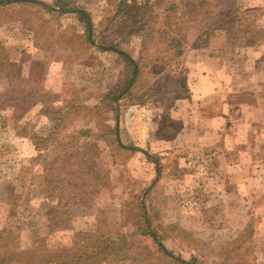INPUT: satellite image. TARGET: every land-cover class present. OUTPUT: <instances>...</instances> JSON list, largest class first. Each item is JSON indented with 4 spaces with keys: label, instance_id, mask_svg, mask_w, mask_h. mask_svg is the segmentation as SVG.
Masks as SVG:
<instances>
[{
    "label": "rangeland",
    "instance_id": "obj_1",
    "mask_svg": "<svg viewBox=\"0 0 264 264\" xmlns=\"http://www.w3.org/2000/svg\"><path fill=\"white\" fill-rule=\"evenodd\" d=\"M35 1L56 12L0 5V232L11 247L37 257L98 229L89 243L113 253L89 264H264V145L262 161L231 170L218 145L181 139L213 107L190 99L199 69L220 68L222 87L233 75L232 94L264 89V0ZM110 47L140 70L117 101L127 68ZM54 162L62 200L47 197Z\"/></svg>",
    "mask_w": 264,
    "mask_h": 264
},
{
    "label": "crops",
    "instance_id": "obj_2",
    "mask_svg": "<svg viewBox=\"0 0 264 264\" xmlns=\"http://www.w3.org/2000/svg\"><path fill=\"white\" fill-rule=\"evenodd\" d=\"M218 70L220 68L212 65L203 67L195 74L197 80L188 84L192 102H206L207 98L215 97L208 104L214 108L211 107V114L201 116L194 130H189L181 139L186 144L194 142L210 148L218 145L221 151L219 157L230 162L227 163L229 169L238 170L244 165L243 160H263L259 152L264 145V89H248V84H245L244 90L232 94L235 84L233 75L226 76L224 87L221 84L218 86V81L212 78L213 74L220 73ZM229 123L232 124V135L228 136ZM230 164L232 167H229ZM231 180V184H241L240 180L235 181V177ZM249 184L252 188L260 186V175L254 176Z\"/></svg>",
    "mask_w": 264,
    "mask_h": 264
},
{
    "label": "trees",
    "instance_id": "obj_3",
    "mask_svg": "<svg viewBox=\"0 0 264 264\" xmlns=\"http://www.w3.org/2000/svg\"><path fill=\"white\" fill-rule=\"evenodd\" d=\"M151 3H154V5H157L159 3L160 0H150ZM157 2V3H156ZM25 3H35L37 5H41L44 6L45 8L49 9L52 12H56V9H52L50 6L45 5L43 3H39L35 0H0V5H11V4H25ZM175 9V7H174ZM60 10V9H59ZM76 12V11H75ZM82 17L83 20L86 24V27L88 28V31H90V19H89V15L87 13H85L84 11H77ZM61 13H67L65 11H63L61 9ZM74 13V12H71ZM218 18V17H216ZM166 22V21H165ZM216 22V21H214ZM173 24V26L175 27L173 29V31L175 32V30H178L179 28H181L182 21L180 19H178V21H173L171 22ZM168 28L166 29L167 31H169V27L171 26V24L167 23ZM178 26V28L176 27ZM171 31V32H173ZM170 32V31H169ZM1 50V48H0ZM107 51H115L116 53H118L120 55V57L123 58V62L126 65L127 68V72H126V76L124 79V83L121 86L122 90L121 92H119V95L114 96L113 100L117 101L119 100L121 97H123L126 93L136 82L138 76H139V65L138 62L135 61L131 56H129L128 54L118 51L117 49H113L112 47H110L109 49H105ZM174 56H178V52L174 53ZM3 60L8 62V59L6 56H3ZM4 61V62H5ZM12 63H10L9 65L11 66ZM13 65V64H12ZM8 79V77H6ZM10 80V79H8ZM13 83V81H10V83ZM117 126H115V135L117 134ZM118 145L124 149H128V150H135L133 148H128V147H124L120 141H117ZM140 152L146 157V158H150L151 156L140 150ZM79 156V155H77ZM72 156L68 157L67 159L69 160ZM81 160V162H83V160L81 158H79ZM56 162L50 163L48 164V168L49 171L51 170V172H53V177H55L53 179V182L55 184H57L55 187H53L51 189V191H49L47 193V197L50 200L55 199L57 196L59 197V200H62L64 197H62V192L66 193L64 190H62V188L59 187L60 183H62V179H60L59 177H57V171L60 170V167L58 166L56 171L53 168ZM85 166H87L89 169H91V167H89L88 165H86L84 163ZM47 167V166H46ZM44 171H46V169L44 168ZM99 174V173H97ZM45 178V172L43 175V179ZM44 193V190H43ZM80 202H71V203H57V210L58 211H66L67 212V208L72 207V206H80ZM9 236H10V231H6V229H4L3 231L0 232V264H89L91 260H93L94 262H96L98 259L102 261H107L109 260V257L111 256V254L113 253V248L114 245L110 244V245H105L103 247H99L98 244H90L89 242L91 240H95L97 241L98 238V229L97 232L95 233H80L78 235V239H81V242H85L83 243V246L80 247L79 244L75 243L71 246V248L67 249V250H50L47 251L45 253H40V255H38L36 257V255H34V253H36V250H25L22 251L20 249H14L13 247H11V242H9ZM151 238L153 239V241L155 242V244L157 245V248L159 250V252L167 257L172 258V254L168 253L167 250L165 249V247L162 245V243H160L158 241L157 236L155 235H151ZM174 260V259H173ZM175 263H180V264H194L193 261L190 262H184V261H180L179 259L174 260Z\"/></svg>",
    "mask_w": 264,
    "mask_h": 264
}]
</instances>
